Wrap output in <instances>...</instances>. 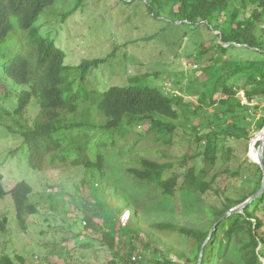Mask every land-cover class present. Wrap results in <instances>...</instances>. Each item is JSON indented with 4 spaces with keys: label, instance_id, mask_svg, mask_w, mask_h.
<instances>
[{
    "label": "rangeland",
    "instance_id": "rangeland-1",
    "mask_svg": "<svg viewBox=\"0 0 264 264\" xmlns=\"http://www.w3.org/2000/svg\"><path fill=\"white\" fill-rule=\"evenodd\" d=\"M149 1L54 0L41 13L35 26L63 51L64 66L75 68L85 60H106L84 80L79 72L69 73L78 105L86 104L84 96L93 89L103 93L111 87L130 85L158 88L165 94L180 97L183 103L196 105L201 87L212 74L205 67L216 62L214 70L217 71L229 59L257 58L256 54L241 48L229 49L226 53L217 50L216 43L220 42L215 36L217 32H210L204 26L188 27L171 24L164 16L153 17L147 11ZM12 23L13 32L0 46L7 55L18 51L14 36L20 40L25 36L16 20ZM261 30L258 28L256 33L261 35ZM134 78L140 80L130 81ZM229 82V86L242 85L238 78ZM22 91L29 89L13 83L0 71L2 185L9 191L18 182L27 183L33 190L30 200L37 209L35 215L26 216L20 225L10 195L0 199V220L7 219L4 231H0V258L8 255L13 264H108L113 254L103 244L102 234L113 226L117 232L118 222L131 231L129 235L116 234L117 241H122L118 249L124 253L130 251V245L143 251V243L148 242L151 248L146 257L192 264L195 252L192 240L172 231H160L155 226L170 223L203 228L210 206L219 205L226 198L233 201L243 198L259 179L255 163L248 156L250 145L259 134L252 132V125L248 139L228 138L219 142L218 160L210 175L219 174L213 190L197 194L183 186L184 172L203 166L201 158L196 156L204 150L205 143H198L197 138L206 132L201 124L209 127L215 120L212 114L215 108L189 116V122H178L169 146L149 129L148 123L123 128L118 134L82 131L81 135L87 136L93 150L104 155L101 178L69 163L53 165L48 159L43 171H33L21 138L7 129V126L15 128V122L32 126L39 113L36 99L31 98L21 117L12 115ZM238 95L245 104L243 91ZM221 97L220 92L216 93V99ZM255 104L259 108L257 111L251 108L255 119L264 117L263 102ZM95 111L92 110L90 121L101 122ZM195 127L198 133L193 131ZM258 147L259 143L255 153ZM141 157L172 165L171 172L180 175L174 198L161 197L152 188L138 187L131 181L126 169ZM236 171L237 176L229 174ZM259 217L264 239V205ZM202 262L199 256L198 264ZM229 262L239 264L234 259ZM261 262L264 264V259Z\"/></svg>",
    "mask_w": 264,
    "mask_h": 264
},
{
    "label": "trees",
    "instance_id": "trees-1",
    "mask_svg": "<svg viewBox=\"0 0 264 264\" xmlns=\"http://www.w3.org/2000/svg\"><path fill=\"white\" fill-rule=\"evenodd\" d=\"M53 2L0 0V46L14 30L13 19L25 35L22 40L14 36L18 49L16 53L7 55L0 49V71L13 83L29 89L19 94L12 115L21 117L31 98H35L39 106L32 126L21 122H15V128L7 126L8 131L18 135L26 147L30 168L43 171L45 160L48 159V163L53 165L69 163L101 178L104 155L93 150L91 141L85 134L81 135L82 131L118 134L123 128L148 123L149 129L160 135L163 144L169 146L178 122H189V116L194 117L206 109L215 108L212 113L215 120L208 124L209 127L201 124L206 132L197 138L198 143H205L204 150L196 156L201 158L203 166L198 170L195 167L188 168L183 174V186L189 192L206 194L213 190L219 174L210 175L218 160L219 142L228 138L248 139L251 137L252 125V132L255 133L264 127V117L255 119L251 109H259L256 102L264 104V0H150L147 3V11L155 18L164 16L171 24L204 26L210 32L216 31L215 36L220 41L216 43V49L223 53L241 48L257 55V58L229 59L217 71L214 70L218 65L216 62L205 67L212 74L201 87L196 105L183 103L180 97L165 94L158 88L137 85L111 87L103 93L93 89L84 96L86 104L78 105L77 96L72 94L69 73L79 72V77L84 80L91 70L97 69L106 60H85L75 68L64 66L63 51L53 41L42 36L35 26L41 13ZM258 28L262 29L261 35L256 33ZM234 78L241 80L242 85L229 86V81ZM134 80L140 79H130ZM240 91H243L245 104L238 95ZM218 92L223 95L220 99L215 98ZM92 105L99 112L92 109ZM190 107H194L193 110ZM92 110L101 117V122L90 121ZM220 112L223 113L222 117ZM193 131L198 133V128H193ZM229 153L226 154V161L229 160ZM254 166L259 179L251 192L239 200L226 198L219 205L210 206L207 224H203V228L179 227L170 223H161L155 228L172 231L192 240L195 246L192 264H198L199 256L203 260L202 264H231L230 259L239 264H263V222L259 216L260 208L264 205V194L241 213L222 220L211 232L224 213L242 204L259 189L262 171L258 165ZM180 168L184 167L180 165ZM171 170L170 163L141 157L135 165L126 169V173L136 186L152 188L159 196L171 199L175 196L180 180V175ZM229 174L237 176L238 172ZM2 181L0 174V199L10 195L16 219L21 225L26 216L37 213L36 205L30 200L32 187L25 182H18L5 191ZM6 224V218L0 220V231H4ZM115 231L114 226L108 227L102 234L103 244L113 254L108 264H177L167 258L146 257L145 254L151 248L148 242L143 243V251L130 245V251L124 253L118 249L122 241H117L116 234L129 235L131 231L119 222L118 230ZM134 256L135 262L131 260ZM18 260L22 262L21 258ZM13 263L8 255L0 258V264Z\"/></svg>",
    "mask_w": 264,
    "mask_h": 264
},
{
    "label": "water",
    "instance_id": "water-1",
    "mask_svg": "<svg viewBox=\"0 0 264 264\" xmlns=\"http://www.w3.org/2000/svg\"><path fill=\"white\" fill-rule=\"evenodd\" d=\"M224 46H227V45H224ZM259 135H260V139L258 140L259 147H258L257 160L254 163L257 164L262 171L261 185H260L259 189L250 198H248L246 201H244L239 206H237V207L229 210L228 212L224 213L218 219V221L214 224L211 232H213L216 229V227L218 226V224L222 220L226 219L228 216H230L232 214L241 213L248 205L252 204L254 201L259 199L264 194V127L259 132ZM207 242H208V240L205 242V245L207 244ZM205 245H204V247H205Z\"/></svg>",
    "mask_w": 264,
    "mask_h": 264
},
{
    "label": "bare ground",
    "instance_id": "bare-ground-1",
    "mask_svg": "<svg viewBox=\"0 0 264 264\" xmlns=\"http://www.w3.org/2000/svg\"><path fill=\"white\" fill-rule=\"evenodd\" d=\"M260 139V135L258 134V136L252 141L251 145H250V148H249V152H248V156L249 158L255 162L257 160V154L258 153H255V146L256 144H258V140Z\"/></svg>",
    "mask_w": 264,
    "mask_h": 264
},
{
    "label": "built area",
    "instance_id": "built-area-1",
    "mask_svg": "<svg viewBox=\"0 0 264 264\" xmlns=\"http://www.w3.org/2000/svg\"><path fill=\"white\" fill-rule=\"evenodd\" d=\"M131 260H132L133 262H135V261H136V257H135V256L132 257Z\"/></svg>",
    "mask_w": 264,
    "mask_h": 264
},
{
    "label": "clouds",
    "instance_id": "clouds-1",
    "mask_svg": "<svg viewBox=\"0 0 264 264\" xmlns=\"http://www.w3.org/2000/svg\"><path fill=\"white\" fill-rule=\"evenodd\" d=\"M224 45H226V44H224ZM226 47V46H225Z\"/></svg>",
    "mask_w": 264,
    "mask_h": 264
}]
</instances>
